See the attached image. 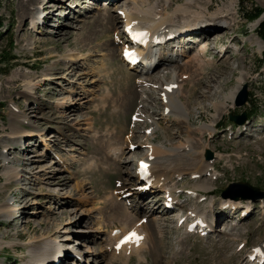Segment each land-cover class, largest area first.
Returning <instances> with one entry per match:
<instances>
[{
	"label": "rangeland",
	"instance_id": "obj_1",
	"mask_svg": "<svg viewBox=\"0 0 264 264\" xmlns=\"http://www.w3.org/2000/svg\"><path fill=\"white\" fill-rule=\"evenodd\" d=\"M173 1L172 8L187 0ZM100 2L55 0L58 13L51 18L47 12L48 19L36 31L32 19L47 9L42 6L44 0H0L4 22L0 28V209L14 208L9 214H0V264L26 263L27 243L47 233L58 236L66 250H80L87 264H124L113 258L116 253L112 249L105 247L107 253H102L106 243L101 238L123 227L125 215L116 213V203L127 208L133 218L140 217L128 202L117 199V189L144 160L148 142L174 151L188 135V145L195 151L208 147L205 161L214 172L198 180L190 174L172 179L178 189L194 191L198 183L209 187L199 192L204 201L183 194L181 210L195 207L192 209L220 225L209 238L184 236L172 213L157 215L155 209L160 210L157 207L161 205L152 206L162 190L133 196L131 204L139 202L137 205L145 208L142 217L152 218L155 213L159 223L151 220L152 241L144 262L134 255L129 264H246L245 253L264 244V197L238 199L242 207L250 205L255 212L242 222H237L242 212H232L236 214L228 228L222 221L226 212L220 215L217 210L223 201H235L223 193L236 183H248L264 192V41L257 33L264 17L247 19L256 8L264 13V0H210L206 14L231 11L234 22L226 29L207 31L212 40L206 44L207 57L202 58L205 66L198 70L196 64L190 65L196 52L183 62L148 74L128 70L121 59V46L115 44L124 24L120 17L118 22L114 18L123 4ZM221 45H234L235 49L219 54ZM70 52L80 56L90 52L89 60L82 64L77 56L78 63L71 65L72 61H64ZM180 73H185L182 88L177 83L181 82L177 79ZM209 74L212 86H198ZM239 78H244V85L234 98L235 110L230 105L216 112L213 103L225 100L223 96L238 86ZM29 81L35 89L27 98L22 91ZM171 81L173 113L165 116L164 83ZM245 87L248 103L237 108L235 103ZM245 111L248 123L238 128L231 115L242 116ZM13 123L25 136L11 135ZM131 142L135 149L128 148ZM115 147L125 148L126 154L117 151L114 156L111 151ZM208 152L214 156L211 162L206 160ZM171 162L185 170L175 160ZM14 169L19 172L18 179L12 178ZM133 184L131 179L127 186ZM233 190L240 193L244 189ZM76 193L82 199L67 197ZM71 258L69 263L78 264L72 254Z\"/></svg>",
	"mask_w": 264,
	"mask_h": 264
},
{
	"label": "bare ground",
	"instance_id": "obj_2",
	"mask_svg": "<svg viewBox=\"0 0 264 264\" xmlns=\"http://www.w3.org/2000/svg\"><path fill=\"white\" fill-rule=\"evenodd\" d=\"M45 1L46 0H44V3L42 4V6L46 5L47 9L43 8L44 9L43 13L48 12V14H51V18H52L55 16V13H58L60 8H55L56 5L54 6V4H53V2H55V0H49L46 3H45ZM110 1L114 5L115 4L117 5V4H120V2L121 3L123 2L122 3L123 5L121 6L122 9H120V10H122L123 13H125L124 14L125 26L131 27V28L147 29L152 34H155V33H181V35H184V33L186 32V33H189L188 36L191 35L190 38H195L194 32L198 31V29L201 30V27L197 29V26H199L200 24H206V25H210V26L213 25L215 27L214 29H226V28L230 27L234 22V18L232 17L231 11H223V12L219 11V13L215 14V15H219V17L215 16V15L210 16V15H208V13L206 14V12L209 11L208 6H210V4H208V2H210V0H208L207 2L202 3V4L197 0H187L185 2V4L177 5L174 8H172L174 5L173 0H110ZM168 4H169V6H168ZM59 7H61V6H59ZM198 7L200 8V10H196V8H198ZM50 8H54V9L49 13L48 10ZM233 9L234 8H232V10ZM116 10H118V9H116ZM220 14H223V15H220ZM41 15H42V13H40L38 17L33 18L32 21H34L35 23L38 24L39 20L41 19ZM119 16L120 15H118L116 18H114V21L118 22ZM176 19L181 21L180 24L176 23ZM99 20L101 21L103 19L101 17H99ZM125 26H123V31L119 32L118 35H124V27ZM34 27H36L35 24H34ZM34 30H37V27L34 28ZM38 30H40V29H38ZM206 35H208V37ZM206 35L203 36V37H205L204 40H201L199 38L200 42H198V45L196 44L197 45V48H196L197 56L195 55L196 56L195 59L194 60L192 59L193 61H191L193 63L190 64V65L194 64V66L197 65L198 70H200L206 64L202 58H204V56L205 57L207 56V54H208L207 47L208 46H206V44L208 42H211V40H212V37H209L210 34H206ZM188 36L186 38L182 37L179 41V43L184 44V45H181L182 48L179 47V48H181L179 55L180 54L184 55L185 53H188V52L183 51L186 48L188 50L195 48V46H189L191 39ZM186 39H187L188 43H187ZM196 41H199V40L196 39ZM120 43L125 45L127 43V40L125 38H121ZM199 43L200 44L204 43V45L200 46ZM262 44L263 43L258 44L260 51L263 50ZM230 47L235 48V46H230ZM224 48H225V46L221 45L220 49L218 50V53L219 54L227 53V50L225 53L223 52ZM166 50L167 49H165L164 51H161L160 55H164V54L166 55L168 52ZM232 51H234V50H232ZM122 52L123 51L121 50V54H122ZM89 54H90V52L80 56L76 53L70 52L67 55H65L64 61H72V63H78L77 59L80 56L79 58L81 60H83L82 64H86V61L89 60L88 59V57L90 56ZM232 55L234 56L235 54L233 53ZM146 60H149V59H146ZM146 60L144 59V61H146ZM203 63H205V64H203ZM188 67H190V66H188ZM193 73H196V72L194 71ZM184 75H185V73L178 74L177 79L179 80V78H181V82H177L179 88L183 87V84H181V83H184V81H183V79H185ZM48 78L50 79L51 75H49ZM211 79H212V74H209L208 78L205 77L204 80L200 79L198 81V86L200 85V86L207 87V88L211 87L212 86L210 83ZM140 83L144 84L143 82H140ZM171 83H172V81L168 82V83H164V85L166 86V88H169ZM243 85H244V78H239L238 86L232 92L223 96V98H225V100H220L219 102L216 101L213 103V107L215 108V111L217 112L221 108H227L228 109V107L230 105H233V106H231V109L234 110L235 109V106L233 103L234 98H235L236 94L238 93L239 89ZM33 89H35V84L32 83V81L27 82L26 88L22 91L23 96H25L27 98L32 96L33 95ZM164 91L167 93V99H168V101L166 102V105L164 106V112L166 113L167 110H170L172 112V110H173V109H171V107H172L171 105L173 104L172 95L168 94L169 91L167 89ZM246 92H247V89H246ZM220 93H222V92H219V94ZM229 102H231V103H229ZM235 104H237V103H235ZM175 108H177V107H175ZM26 110H28V109H26ZM170 111H169V113H170ZM65 119L67 120V116H65ZM15 124L16 123H13V125H12L13 128H12L11 135H13L14 137H21L22 138L23 136H25V133L20 131V130H17ZM34 132H37V133H35L36 136L40 135L39 131H34ZM188 136H186L185 143H182L180 146H177L176 147L177 149L174 151L173 150L169 151L165 148L157 147V146L153 145L152 143L148 142L149 151L145 155L144 159L148 160L147 165H148V169H149L150 173L152 174V179H153V184H152L153 187L152 188L153 189L156 188V190H158V189L161 190V189L166 188L168 190L169 189L168 183L171 181V179H173L174 177H177V179H178V178H180L184 175H187V174H190L192 177L197 178V179H201V178L203 179L204 176H206L207 173L210 172L211 168H213V167H211V164H209L208 162L205 161L204 154L208 150L207 149L208 147L203 146L200 150L195 151L193 148L189 147V145H188V144H190V141H191V137L190 136L188 137ZM130 144H132V142L129 143V146H130ZM124 149L125 148H122V147L121 148L115 147L112 149L111 152L115 156V155H117L116 154L117 151H120V153H121L120 155L124 156L126 154L125 153L126 151ZM175 151H177V152L175 153ZM118 158H120V157H116L115 159H118ZM172 159H173V161L175 160V162H177L178 164L183 166V168L185 170H179L178 168L173 166L172 162H171ZM182 159L183 160L187 159V160L181 161ZM188 169H192V170L189 171ZM11 175H12V178L18 179L19 172L14 169ZM138 175H139L138 168L136 170V173H130V175H128V178L130 180L129 179L126 181L124 180L122 183V186L119 189H117L119 192H121L120 196H122L123 194H126V193H131L134 196H138V192H136V190H138V188H140L141 186L145 185L139 180ZM214 176H216V174H214ZM131 179L134 183V186H135L134 188H129L127 186L128 181H131ZM130 187H132V185ZM208 188L209 187H208L207 183H205V184L198 183L197 185H195L193 192L194 193L202 192L201 190H207ZM170 190L173 192H176V189H170ZM74 192H77V191H74ZM67 197H70V198L72 197L73 201L80 200V198H81L77 195V193L76 194H69ZM197 198H200V196H197ZM175 199H179V198L175 197ZM73 203L74 202H72V204ZM162 204L165 206L167 204V202H162ZM240 204L241 203L237 200H235V201L226 200L222 204V206L226 207L227 205H229L231 208L233 207L236 209L237 207H239ZM145 205H147V203H145ZM144 209H145L144 207H140L138 205L135 206L136 216L137 217L140 216L139 220L141 218V221H143V219H145V216L142 217V212ZM243 209H244L243 210L244 213L245 212L247 213V212H251L252 208L250 206L246 205V207ZM12 210H14V208L3 206V208L0 209V214H9ZM115 210H116V213H119L121 215H125V219L123 221V227L121 226L123 233L119 237H113L112 235H110L108 238L106 237V239H104L103 238L104 236H103L101 239L103 240V242L106 243V246H102V248L105 249L104 252L101 250L102 253L106 254L107 250H109L111 248L114 251L113 253H116L115 254L116 256L114 255L113 258H116L118 260L119 259L123 260L124 264H129V261L132 259V256H134V255H138L139 261L144 262V260L146 259L145 255H144L145 250L150 248L151 241H152V235L149 232V230L151 231V227L153 225V224H150L151 220L153 219L152 223L158 224L159 219L157 217H156L157 219H155L153 217L155 213H153L152 218H150L146 222V224L145 223L138 224V221H139V220H137L138 218H133L131 215H129L128 214L129 210L127 208L123 207V205L121 203H116ZM191 213H195V214H197V216L204 218L201 215V213H198V210H196V209H191ZM221 213H222V215H224V212H221ZM173 217L175 219L179 216H178V214H174ZM68 221H70V219H68ZM176 223H178V222L176 221ZM42 225L43 224H41L40 226H42ZM212 227H213V225H212ZM48 228L50 229L51 226L48 225ZM59 228H60V226L57 227V229H59ZM132 229H135V231H137V233L143 237L139 246H137L135 243H131V244H126L125 246L119 248V250L117 248L115 250V248H113V246L117 245L119 239L121 237H123L127 232H129ZM50 232H52V231H49V233ZM100 233H101V231H100ZM185 234H187L186 231L183 232L184 236H185ZM6 244H9V243H6ZM10 245H12V244H10ZM27 246H28L27 249H28L29 259L24 264H54L56 261L61 259V257L64 256V258H65V256H68V253H69L65 249V244H63L59 240L58 236L48 235V233H47V236L41 235V237L34 238V239L30 240L27 243ZM105 247L107 248V250ZM262 248L264 251V244L262 245ZM75 252L79 254L80 250L75 251ZM86 253L89 254L90 251L88 250ZM97 253L95 252V253H93V255H97ZM117 254L119 256H117ZM82 256H84V255H82ZM90 258L91 257H89V259ZM85 263L87 264V262H85ZM251 264H257V263L252 262Z\"/></svg>",
	"mask_w": 264,
	"mask_h": 264
},
{
	"label": "water",
	"instance_id": "obj_3",
	"mask_svg": "<svg viewBox=\"0 0 264 264\" xmlns=\"http://www.w3.org/2000/svg\"><path fill=\"white\" fill-rule=\"evenodd\" d=\"M246 88H244V91L242 92V94L240 95V97L237 100V106L238 107H242L243 105L246 104L247 102V92H246ZM231 120L236 122L237 124H244L247 121V113H244L242 116H231ZM213 158V154L211 152H208L207 154V159L211 160ZM235 187H241L243 188V192L240 193H236L234 192V188ZM251 195L253 196L254 199L257 198H262L264 197V192L261 191L259 188L253 187L252 185L248 184V183H236L234 185H232L228 190H226L223 193V197H231L234 200H238V199H247L249 197H251Z\"/></svg>",
	"mask_w": 264,
	"mask_h": 264
},
{
	"label": "snow or ice",
	"instance_id": "obj_4",
	"mask_svg": "<svg viewBox=\"0 0 264 264\" xmlns=\"http://www.w3.org/2000/svg\"><path fill=\"white\" fill-rule=\"evenodd\" d=\"M134 35H142V34H134ZM126 55H129V57H131L130 53H126ZM145 167L147 166L145 165ZM142 239L143 237L140 236L135 230H133L129 232L121 241H119L116 247L119 250V248L122 247L124 244H131V243H135L137 246H139Z\"/></svg>",
	"mask_w": 264,
	"mask_h": 264
},
{
	"label": "trees",
	"instance_id": "obj_5",
	"mask_svg": "<svg viewBox=\"0 0 264 264\" xmlns=\"http://www.w3.org/2000/svg\"><path fill=\"white\" fill-rule=\"evenodd\" d=\"M263 14V10L261 9H254V11H252L251 13H249L247 15V19L249 21H255L257 19H259ZM4 22L1 20L0 18V28L3 27ZM259 37L264 41V21L260 24L258 31H257Z\"/></svg>",
	"mask_w": 264,
	"mask_h": 264
}]
</instances>
